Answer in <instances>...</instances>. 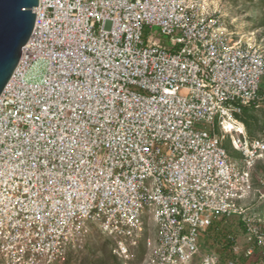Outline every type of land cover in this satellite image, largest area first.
I'll list each match as a JSON object with an SVG mask.
<instances>
[{"label": "built area", "instance_id": "obj_1", "mask_svg": "<svg viewBox=\"0 0 264 264\" xmlns=\"http://www.w3.org/2000/svg\"><path fill=\"white\" fill-rule=\"evenodd\" d=\"M35 13L0 97V264H60L95 231L121 264L264 256V206H243L264 133L237 120L264 107V45L235 39L207 0H40ZM215 235L224 248L206 250Z\"/></svg>", "mask_w": 264, "mask_h": 264}, {"label": "rangeland", "instance_id": "obj_2", "mask_svg": "<svg viewBox=\"0 0 264 264\" xmlns=\"http://www.w3.org/2000/svg\"><path fill=\"white\" fill-rule=\"evenodd\" d=\"M207 5L212 10H216L221 24L233 33L235 39L264 45V0H207ZM151 31L160 32V28H147L146 34ZM161 38L168 45L169 38L166 36ZM42 71L44 70L42 69ZM237 120L247 127V131L253 137L264 133V107L244 109ZM225 147L233 156L237 155L233 151L229 139L225 142ZM243 206L252 208V210H258L264 206V162L259 163L253 171V190ZM226 227H228L227 230L237 232L240 250H244L250 244L248 237L241 235L238 227L231 224ZM214 237L217 238L216 242H205L206 246L208 245L206 250L211 248L214 251H221L224 248H222L223 242L221 241L223 235ZM210 238L212 241V234ZM112 250V244L101 233L95 231L82 248L70 253L60 264H121L113 256ZM141 258L142 256L139 254L138 260ZM243 262L244 264H264V256L256 254L253 258H244Z\"/></svg>", "mask_w": 264, "mask_h": 264}, {"label": "water", "instance_id": "obj_3", "mask_svg": "<svg viewBox=\"0 0 264 264\" xmlns=\"http://www.w3.org/2000/svg\"><path fill=\"white\" fill-rule=\"evenodd\" d=\"M40 0H0V97L36 26Z\"/></svg>", "mask_w": 264, "mask_h": 264}, {"label": "bare ground", "instance_id": "obj_4", "mask_svg": "<svg viewBox=\"0 0 264 264\" xmlns=\"http://www.w3.org/2000/svg\"><path fill=\"white\" fill-rule=\"evenodd\" d=\"M236 124H238V123H236ZM226 126H227L229 132H236V131L242 132L244 130L242 124L235 125L233 122H228L226 124Z\"/></svg>", "mask_w": 264, "mask_h": 264}, {"label": "trees", "instance_id": "obj_5", "mask_svg": "<svg viewBox=\"0 0 264 264\" xmlns=\"http://www.w3.org/2000/svg\"><path fill=\"white\" fill-rule=\"evenodd\" d=\"M253 107V106H252ZM249 107H247V108H245L246 110L248 109ZM246 129H247V127H246ZM248 130V129H247ZM250 134V133H249ZM251 135V134H250ZM89 264H96V263H89Z\"/></svg>", "mask_w": 264, "mask_h": 264}]
</instances>
